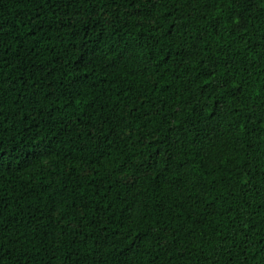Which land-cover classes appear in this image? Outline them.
<instances>
[{"label":"trees","instance_id":"16d2710c","mask_svg":"<svg viewBox=\"0 0 264 264\" xmlns=\"http://www.w3.org/2000/svg\"><path fill=\"white\" fill-rule=\"evenodd\" d=\"M0 264H264V0H0Z\"/></svg>","mask_w":264,"mask_h":264}]
</instances>
